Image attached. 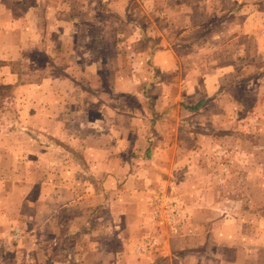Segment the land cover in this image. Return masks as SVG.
<instances>
[{"label":"rangeland","instance_id":"1","mask_svg":"<svg viewBox=\"0 0 264 264\" xmlns=\"http://www.w3.org/2000/svg\"><path fill=\"white\" fill-rule=\"evenodd\" d=\"M251 2L69 0L71 23L63 38L70 43L67 48L65 44L64 49H53L57 58L53 68L61 73L66 56L79 57L70 65V79L59 82L58 88L69 92L67 100L72 106L85 108L87 126H73L76 132L71 138H55L51 145L44 132L31 127L35 114L28 110L31 101L17 100L10 89L0 85V138L8 139L9 152L17 147L34 156L42 152L41 166L61 173L71 170L69 178L82 179L80 185H100L102 192L96 200L102 202L101 213L118 216L120 226L131 230V243L147 245L171 223L181 227L186 207L206 205L217 219L235 216L240 222L239 239L248 250L255 247L254 240L264 249V0ZM79 7L85 8L84 14ZM245 7L246 14L238 15ZM191 11L198 25L182 32L180 26L190 23ZM254 25L257 30L249 32ZM61 41L56 37L55 44ZM178 56L202 61L198 79L182 73L190 68L189 60L182 62L181 73L176 71L178 60L171 64V59ZM212 56L214 64L206 60ZM48 57L46 49L28 50L23 57L26 62L13 68L24 71L28 76L24 82L30 83L45 75ZM223 67L226 73L204 83L208 73ZM33 71L37 74L31 75ZM201 100L200 110L187 109ZM102 120V127H94ZM107 120L117 122L115 136L120 142H109ZM79 130L83 132L81 143L74 138ZM52 147L58 154L69 153L71 159L47 158V149ZM111 147L118 153L119 165H111ZM95 164L119 171L114 184L105 171L102 176L93 174ZM37 172L34 178L46 177L42 168ZM111 186L118 189L107 190ZM139 189L137 195L145 198L141 208L137 198L126 202V191ZM110 201L118 204L108 207ZM159 220L167 228L159 226ZM135 222H141L137 229ZM121 230L126 235V229ZM20 243L9 230V237L1 243L0 263L12 262ZM43 257L47 264L50 257L48 261L45 253ZM29 261L30 257L22 256L18 264Z\"/></svg>","mask_w":264,"mask_h":264},{"label":"crops","instance_id":"2","mask_svg":"<svg viewBox=\"0 0 264 264\" xmlns=\"http://www.w3.org/2000/svg\"><path fill=\"white\" fill-rule=\"evenodd\" d=\"M54 1L58 3L53 0H0V85L10 89L11 94L17 96V100L31 101L28 110L33 109L35 112L31 127L44 132L51 145L55 138H71L70 134L76 132L71 130L73 126L85 127L88 123L85 120V108L79 105L72 106L67 100L69 92L65 88H58L59 82L64 83L70 79V65L76 64L75 60H79V57L64 54L66 56L64 70L56 74L53 64L54 66L57 64V58L52 51L55 48H63L65 44L64 48H67L70 43L63 37L69 32L67 27H70L71 13H68L70 9L66 4L69 0ZM251 1L257 0H246L252 3ZM80 10L84 14L85 8L79 7ZM245 11L246 7L242 11L239 10L238 15H245ZM189 15L191 21L188 25L183 23L180 26L182 32L198 25L192 11ZM253 16H257L256 9ZM256 28L254 25L249 32L257 30ZM243 29L247 27L243 25ZM56 37L57 40L60 38L62 40L57 45ZM42 49H46L50 56L45 75L39 78L36 76V80H31L30 83L24 82L27 75L24 71L13 68V65L26 62L23 57L28 50L37 53ZM72 53H75L74 50ZM222 59L224 60V57ZM173 60H178L179 67L176 71L180 73L182 62L189 60L190 68L185 67L182 73L190 75L191 80L194 76L198 79L199 65L202 62L198 57L178 56L171 59V64ZM206 60L214 64L215 57H208ZM36 72H31V75ZM226 72L224 67L212 70L206 75L204 83L214 82L216 77ZM94 74L96 75V72ZM208 87L213 85L208 84ZM20 107L25 109L23 105ZM39 119L45 120L46 123L43 124ZM102 125L103 120L94 124V127ZM106 126L109 132L106 131L105 135L108 137L111 134L109 142H120L119 137L115 136L117 122L107 120ZM77 134L78 136L74 135V138L81 143L83 132L80 133L79 130ZM26 137L33 143L34 139L31 140L28 135ZM85 137L84 134L83 138ZM120 139L125 144L129 143L123 137ZM7 141L6 138H0V248L3 240L9 237V230H13L15 239H20L22 243L20 249L14 250L13 261L9 264H18L19 257L22 256L30 257L28 264H45L44 253L47 261L50 257L47 264H264L262 245L254 240L255 247L248 250L247 246L242 244L238 233L240 222L235 216L227 215L217 219L211 208L205 209L206 205L201 209H197L198 205L192 206V209L186 207V219L181 227L178 223H173V226L162 232L163 234L152 237V242L147 245L136 241L131 243L132 237L129 236L131 230L128 226H120V218L112 212L109 216L101 213L102 202L96 200L97 194L102 192L100 185L85 183L80 185L82 179L69 178L71 170L61 173L53 167L41 166L43 164L41 160L45 155L42 152L35 153L36 157L30 151L25 152L22 147L9 152ZM101 152L100 150L98 153ZM108 153L111 165L112 163L119 165L118 153L113 147ZM66 154L68 155L56 153L53 147L48 148L46 153L47 158L61 155L64 159H71L69 153ZM99 165H94L93 174L102 176L105 171L104 175L109 176L114 184L119 171L113 168L103 169ZM40 168L43 172L41 174H45L46 177L36 179L34 176ZM78 171L81 175V169ZM78 171L75 170V177L78 176ZM65 176L67 180L64 179ZM80 187L82 189H79ZM114 188L115 186H111L105 189L111 191ZM115 189H118V186ZM141 190L126 191L128 193L126 202L137 198L141 208V204L145 202L142 195H137V191ZM116 204L118 203L110 201L108 207H114ZM162 222V225L160 222L158 225L167 228L166 223L163 220ZM139 224L141 222H135L134 228L137 229ZM121 227L123 230L126 229V235ZM28 240L29 246L25 244ZM3 255L0 251V257Z\"/></svg>","mask_w":264,"mask_h":264},{"label":"trees","instance_id":"3","mask_svg":"<svg viewBox=\"0 0 264 264\" xmlns=\"http://www.w3.org/2000/svg\"><path fill=\"white\" fill-rule=\"evenodd\" d=\"M203 104V101H200L199 103L195 104V105H192V106H189L187 107L188 109L192 110V111H195L197 110L198 108H200Z\"/></svg>","mask_w":264,"mask_h":264},{"label":"built area","instance_id":"4","mask_svg":"<svg viewBox=\"0 0 264 264\" xmlns=\"http://www.w3.org/2000/svg\"><path fill=\"white\" fill-rule=\"evenodd\" d=\"M173 218H174V216L171 217V219H173ZM158 222H160L161 225H162V223H163L162 220H159ZM172 224H173V223H171V225H172ZM172 226H173V225H172Z\"/></svg>","mask_w":264,"mask_h":264}]
</instances>
